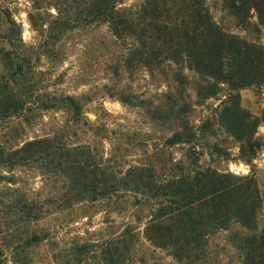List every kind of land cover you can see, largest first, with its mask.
Masks as SVG:
<instances>
[{
    "label": "trees",
    "instance_id": "trees-1",
    "mask_svg": "<svg viewBox=\"0 0 264 264\" xmlns=\"http://www.w3.org/2000/svg\"><path fill=\"white\" fill-rule=\"evenodd\" d=\"M32 11L42 36L105 27L103 92L123 114L52 81L61 56L26 53L0 9V186L18 187L21 218L104 213L120 228L106 264H220L221 234L238 264H264V110L251 116L239 94L264 89V45L230 29L247 30L253 12L264 31V0H32ZM30 164L57 184L54 201L20 187Z\"/></svg>",
    "mask_w": 264,
    "mask_h": 264
},
{
    "label": "rangeland",
    "instance_id": "rangeland-1",
    "mask_svg": "<svg viewBox=\"0 0 264 264\" xmlns=\"http://www.w3.org/2000/svg\"><path fill=\"white\" fill-rule=\"evenodd\" d=\"M0 9H8L19 26L26 53L33 56L47 49L61 56L63 61L59 69L64 73L63 81L55 78L52 81L61 83L64 90L89 94L90 98L102 103L112 115L123 114L120 104L106 98L103 92V87L109 84L102 64V40L107 35L105 27L69 32L59 39L55 34L41 35V17L32 11V0H0ZM47 12L52 15L54 13L53 10ZM251 14L247 30H235L232 26L230 29L249 41L264 45V31L256 29L254 24L257 20L253 12ZM216 17L223 25L228 26V20L220 13ZM239 94L242 109L251 116L258 117L264 110V89H244ZM37 130L42 129L37 127ZM258 136H264V124L258 128ZM254 166L255 177L264 187V152L259 154ZM35 167L36 164H30L18 170L20 187L32 192L29 196L37 202L46 198L54 201L56 195L59 196L57 184L44 181ZM229 169L236 174L248 173V168L242 164H230ZM0 187V264H106L103 258L105 242L108 238L117 236L120 228L118 224H105L104 213L88 211L81 215L82 212L68 210L57 212L54 206H48L46 210L49 212L44 220L30 222L22 219L13 206L20 196L13 189L18 187L5 183ZM33 235L44 240H34ZM213 245L223 253L220 264H238L235 253L228 244L227 234L217 236ZM163 262L162 264H172L167 259ZM113 264L116 262L113 261Z\"/></svg>",
    "mask_w": 264,
    "mask_h": 264
}]
</instances>
